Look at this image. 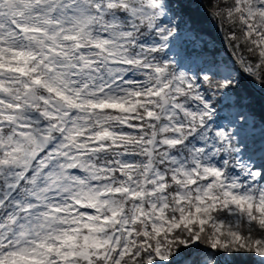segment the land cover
Listing matches in <instances>:
<instances>
[{"label":"clouds","instance_id":"1","mask_svg":"<svg viewBox=\"0 0 264 264\" xmlns=\"http://www.w3.org/2000/svg\"><path fill=\"white\" fill-rule=\"evenodd\" d=\"M129 2L140 7L139 0ZM4 7L13 14L18 10L22 21L32 23L21 0ZM240 7V16L264 31V0H240ZM170 18L165 10L155 23L166 30L173 22ZM239 19L236 17V29L244 27ZM179 21L177 16L174 22ZM107 24L105 19L96 20L84 32L73 28L59 35L46 28V35L29 33L34 39L16 46L15 54L0 53V113L15 117L0 130V155L10 160L4 170L24 173V188L45 205L21 213L15 224L0 212L4 219L0 264H88L78 255L85 250L93 264H105L98 258L105 253L116 264L117 253L125 248L131 250L130 259L121 264H131L143 251L141 245H150L147 252L153 254L158 243L167 257L159 262L153 255L158 264H233L229 233L264 239L258 224L264 220V154L256 151L260 145L253 144L255 133L242 131L245 117L238 116L237 109L221 111L222 105L217 104L218 111L204 129L199 121L190 124L178 110L173 114L171 100L166 105L160 98L147 97L149 86L156 88L155 77L149 80L143 65L128 68L112 61L140 59L163 65L169 80L182 72L191 78V73L180 67L177 52L158 42L162 32L139 21L134 30L126 21L115 27ZM128 31L133 34L127 36ZM65 35L79 38L65 40ZM97 43L103 47L96 48ZM77 44L83 47L77 48ZM50 48L59 51L52 53ZM82 55L95 63L85 69ZM36 79L41 83L35 84ZM128 81L139 83L129 85ZM216 83L205 81L210 89ZM192 94L181 97L180 102L195 109ZM147 99L154 102L141 107ZM113 104L127 111L103 106ZM148 111L155 117L149 119ZM139 121H143V131ZM19 124L28 126L20 129ZM73 198L95 204V209L80 212L77 208L75 215L67 210L50 212L51 207L64 208L74 202ZM184 216L208 221L199 244L183 225L172 229L173 222ZM155 228L162 231L157 234ZM191 228L199 232L201 225L197 222ZM209 237H219L230 247L214 249ZM181 239L188 243L180 244ZM253 260L261 262L258 256Z\"/></svg>","mask_w":264,"mask_h":264},{"label":"snow or ice","instance_id":"2","mask_svg":"<svg viewBox=\"0 0 264 264\" xmlns=\"http://www.w3.org/2000/svg\"><path fill=\"white\" fill-rule=\"evenodd\" d=\"M16 0H0V53L12 52L16 53L18 48L16 46L20 45L24 40L34 39L28 34H40L46 35V28H52L56 35L60 33H70L73 28L78 29L79 32H84L87 28L91 27L96 20L105 19L108 21V25L112 27L117 26L122 21H126L131 24L134 30L137 26V21L141 25L153 28L162 32L163 35L160 36V41L164 42L162 46L167 47L168 51H172L176 42L180 39L181 33V23L183 22L181 12V4L184 0H165L164 3H157V0H139L140 7H133L129 0H21L25 5L27 12L30 14L31 24L22 21L19 16L21 15L17 10L16 14H13L12 9H5L4 5H12ZM175 5V6H173ZM145 8L150 9V11H145ZM157 9L159 11H157ZM165 10L171 13L170 26L165 30L161 28L160 25L156 24V20L160 16L165 15ZM242 9L240 7V0H232V2L223 7L217 6L214 15L221 18V20H226L227 23L234 26L236 23V17H240L239 22L244 25L242 29H237L232 32L229 39L236 42L237 49L240 48L241 43L244 45L247 53L255 57V62L248 60L243 54L239 56V63L243 66L244 72L248 74L256 84L259 83L261 88H264V31H261L254 23H250L246 17L240 16ZM5 13L8 15V19H5ZM264 15V13H261ZM251 15V13H250ZM179 16V23H175V18ZM110 18V19H109ZM43 26V27H42ZM127 36H131L132 31L125 33ZM107 35V33H105ZM54 38V37H53ZM78 35H65V40H78ZM103 43H108L104 41ZM188 47L184 50V55L177 52L180 57V67L186 68L188 73H191V78H189L186 73H180L175 79H168V68L163 65H152L147 64L143 60H118L112 61V63L122 64L125 67L131 68L138 65H143L142 71L144 73L150 74L149 80L153 77L156 88L153 90L149 86V90L146 95L149 98H160L163 100L164 104H169L171 100L172 103L170 107L173 110V114L178 110L183 113V116L190 122V124H196L199 121V125L204 129L207 128V123H211V118L215 116L217 109V104L222 105L224 102H228L232 108L237 109L238 116H244L245 121L243 125L248 124V114L242 111V105L247 101L245 98L237 95L236 93L241 88V78L236 77L232 72H219L213 64L203 61L201 59V52L197 49L196 44L192 40L185 41ZM96 48H102L103 45L97 43L94 45ZM77 48H82V45L77 44ZM155 51V49H151ZM21 54L23 50L20 49ZM50 52L57 53L58 48H50ZM31 54V53H29ZM35 59V57H33ZM84 60V68H89V65L95 63L94 61H89L81 56ZM187 59L188 64L184 63ZM43 63V61H41ZM195 69V70H194ZM98 71V69H96ZM35 71V69H33ZM127 77H125V80ZM149 80H145L144 83L148 84ZM205 81L217 82L215 88H208ZM35 84H40L39 79L34 80ZM134 83H139V81H128L129 85ZM111 83L109 84V87ZM84 87H87L85 84ZM103 91V88L100 89ZM169 92V96H165V93ZM189 93H193L190 98L197 105L195 109L192 108L190 104L186 105L180 102L181 97H188ZM137 96L145 95L144 93H134ZM215 99V103L212 101ZM154 101L152 99H147L141 103V107L144 103L152 104ZM104 107H121L122 105H103ZM135 107V105L133 106ZM15 110H19L16 108ZM47 115V114H45ZM155 113L152 111L147 112L149 119L155 117ZM167 119H172V116H167ZM15 117L11 115H6L0 113V130H2L3 124L5 122H13ZM141 124L140 131H143V121H139ZM27 124H19L18 128L24 129ZM192 129L189 128V131ZM42 132H51V129H41ZM176 131H181L177 128ZM109 135V133H106ZM217 136L221 135L219 132L216 133ZM47 139V137H45ZM103 138V137H101ZM0 137V141H2ZM170 144H177L179 141H167ZM259 147L256 148L257 152L264 154V144L259 143ZM11 157V153L6 154ZM264 158V155H262ZM10 160L6 159L4 155H0V212L5 213L8 218L9 223H17L20 219V214L30 213L34 208L45 207L38 203V197L33 195L27 189L24 188V173L8 171L5 172L4 166L9 165ZM11 163H15V158L12 157ZM74 167V166H73ZM215 175H220L218 172H214ZM30 175V173H29ZM74 199V198H73ZM11 208V211L8 209ZM80 212H87L90 209H95V204H86L81 200L74 199V202L66 205L64 208L51 207V213H64L66 210L69 215H75L76 209ZM199 212V209H197ZM27 218V217H25ZM211 218V217H210ZM93 219V217H89ZM253 220L255 218L253 217ZM75 222V221H74ZM201 225L199 232L192 231L191 226L195 223ZM4 223L3 217H0V225ZM207 220H201L197 216L194 220H189L187 216H184L181 220L173 222L172 229H176L183 225L188 231L190 237L199 244L202 236L204 235L203 225L207 224ZM261 228L260 235H264V220L258 221ZM85 227H90L89 225H84ZM23 227V225H22ZM155 227V226H154ZM172 229H169L171 231ZM220 229L217 228L216 231ZM157 234H159L162 229L155 228ZM145 236L149 233L145 232ZM232 237V251L231 259L234 262H243L245 260L252 261L254 256L261 258L260 264H264V239L259 237L250 236L247 239L239 233H229ZM86 240L88 237L85 238ZM212 248L219 249L220 247L228 248L229 244L222 243L219 237H209ZM172 241H169L171 243ZM180 244H187L188 241L181 239ZM143 251L136 260H132L131 264H137L138 260H143L144 264H158L167 260V257L163 254V249L159 245L153 249V254H148L147 249L151 246H140ZM116 251V249H113ZM131 250L128 248L123 249L122 253H117L120 259L116 261V264H121V262L126 259H130ZM77 255V254H73ZM78 255L83 256L87 260L88 264H93L89 254L85 250ZM135 255V253H132ZM153 255L158 258V261L153 258ZM99 259L105 261V264H113L112 258L105 253L103 256L98 257ZM221 259H223V254H221Z\"/></svg>","mask_w":264,"mask_h":264},{"label":"trees","instance_id":"3","mask_svg":"<svg viewBox=\"0 0 264 264\" xmlns=\"http://www.w3.org/2000/svg\"><path fill=\"white\" fill-rule=\"evenodd\" d=\"M200 1L205 4L207 10L213 13L217 9V6L223 7L232 2V0H200ZM180 7L182 8V12H181V16L183 19L182 24L184 27L187 28V31L188 30L190 31V35L194 37L195 44L197 43L198 46V47L196 46L197 49L199 50L201 48L203 51L204 50L210 51V49H207V46L213 43L215 48L217 50H220L219 49L220 43L217 40L215 33L214 19L210 16L208 11L202 9L201 6L195 0H184V3L181 4ZM219 21H220V26L223 30L222 32H224V34H226L227 36H229L230 33L237 30L234 26L227 23L226 20H221V18H219ZM234 42L235 41H231L232 46ZM240 48H242L241 49L242 52H246L245 55H247L249 60L255 62V57H252L247 53L243 44H241ZM211 54L214 55V53ZM239 77L241 78V88L236 94L241 96L242 98H245L247 101L244 105H242V108L248 110L249 114L257 118L258 122L263 125L262 127H264V98L261 97L256 91H254L251 88L247 80H245L242 76ZM247 78L250 79V81L255 85V87H257L260 91L264 92V88L258 86L250 77H248V74H247ZM233 264H255V261L254 260H252L251 262L248 260H245L243 262L233 261Z\"/></svg>","mask_w":264,"mask_h":264},{"label":"rangeland","instance_id":"4","mask_svg":"<svg viewBox=\"0 0 264 264\" xmlns=\"http://www.w3.org/2000/svg\"><path fill=\"white\" fill-rule=\"evenodd\" d=\"M198 1H200V0H198ZM222 31L223 30L220 26L218 28V32L220 34L217 33L218 39L222 38V40H223V42H221L219 40V42H220L219 49L220 50H217L215 48V46L213 45V43L209 44L207 46V49H210V51H207L206 53L203 52L204 56H202V60L205 61V59H206V62L213 64L216 69L218 67L219 68L218 71L221 73L233 72V73L238 74V78H239V75H247V73L244 72L243 66L239 63V56L241 54H243L249 60L247 55H245L246 52H242V50H241L242 48L237 49L236 44H235L236 42H234V44L232 46L231 41L229 39L231 33L229 36H227ZM181 33H182V35H181L180 39L176 42V45L174 46L173 50L175 52H180L181 55H184V50L188 46L187 44H185V40H187V38L185 36L191 37V39H194V37H192L190 35L189 30L188 31H187V29L184 30L183 24H181ZM198 43H199V41H198ZM222 50H224V52ZM211 52L214 53V55L210 54ZM184 63L186 65L188 64L187 59L184 60ZM231 108H232V106L228 102H224V103H222L221 111H223L224 109H231ZM242 111L246 113L245 110L242 109ZM223 118L224 117L221 116V119H223ZM257 122H258L257 118H255L253 115H249L248 124L246 126L241 125L242 131H245L246 133H249V134L255 133V135L252 136V141H253V144H256V145H258L262 140H264V127L257 126Z\"/></svg>","mask_w":264,"mask_h":264},{"label":"water","instance_id":"5","mask_svg":"<svg viewBox=\"0 0 264 264\" xmlns=\"http://www.w3.org/2000/svg\"><path fill=\"white\" fill-rule=\"evenodd\" d=\"M202 7L205 8V5H202ZM210 15H211L212 17H214V19H215V24H216V28L218 29V28H219V20H218V18H217L213 13H211V12H210Z\"/></svg>","mask_w":264,"mask_h":264}]
</instances>
